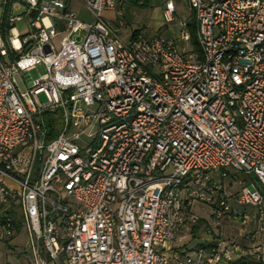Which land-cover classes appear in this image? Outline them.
<instances>
[{"label": "built area", "instance_id": "2783aa9c", "mask_svg": "<svg viewBox=\"0 0 264 264\" xmlns=\"http://www.w3.org/2000/svg\"><path fill=\"white\" fill-rule=\"evenodd\" d=\"M78 1L91 21L68 0H0V237L21 217L33 264H264V0H187L188 52L125 40L104 14L126 27L122 0ZM200 223L209 239L174 250Z\"/></svg>", "mask_w": 264, "mask_h": 264}, {"label": "rangeland", "instance_id": "374dc122", "mask_svg": "<svg viewBox=\"0 0 264 264\" xmlns=\"http://www.w3.org/2000/svg\"><path fill=\"white\" fill-rule=\"evenodd\" d=\"M169 0H150L147 6L143 5L141 0L138 5L124 4L126 10V17L128 26L131 27L130 30L144 29L151 34H164L171 36L175 39L184 52H188L196 47L191 42H184L180 38L181 25L180 21L185 19L189 20L194 16L191 8L189 7L187 0H172L175 4V13L171 21L165 19V8L164 6ZM83 3L78 0H72V6L76 9L80 18L86 21L91 20L90 13L85 10L82 5ZM13 14L22 15L23 19L17 22V27L22 34L29 36L31 30L29 28V20L32 19L27 13L26 7L20 3L19 9H13ZM105 14V13H104ZM106 15V14H105ZM0 16L3 17V6H0ZM158 28V29H157ZM62 35H60L57 40V47H59L58 40ZM43 70L42 65L34 66L30 69L31 77H39L41 71ZM38 98L42 102L47 101L45 93H39ZM94 130V129H93ZM195 211L202 217L209 219V214L212 211V207L207 205L196 204ZM1 231V230H0ZM1 233V232H0ZM19 233L18 241L11 242ZM26 233V227L21 225L19 231L17 229L14 231V236L5 237L1 236L0 240V264H33L32 256L29 253L28 248L24 245V238ZM196 240L193 241V243ZM11 242V243H10ZM4 243V244H3ZM9 243V244H8ZM51 264V263H50Z\"/></svg>", "mask_w": 264, "mask_h": 264}, {"label": "crops", "instance_id": "0c3cea01", "mask_svg": "<svg viewBox=\"0 0 264 264\" xmlns=\"http://www.w3.org/2000/svg\"><path fill=\"white\" fill-rule=\"evenodd\" d=\"M68 2H69V6L72 8V9H74L75 11H76V9L72 6V0H68ZM124 4H125V2L122 0V7L124 8V11H125V17H126V10H125V7H124ZM83 5V7L85 8V10H87L88 11V9L84 6V4H82ZM1 6V5H0ZM5 11H4V9H3V13H4ZM77 12V11H76ZM89 12V11H88ZM90 13V12H89ZM106 15V17L109 19V21H110V23H111V25L114 27V28H116V29H118L119 30V33H120V35L125 39V40H129L130 41V39L133 37V35H134V33H136L137 31H139V30H143L145 33H146V36H147V38H149V39H152V38H155L156 36H158V35H164V34H151V33H149L148 31H146V30H144V29H138V30H130V28L131 27H129L128 26V23H127V17H126V27H124V28H121V29H119L118 27H117V23H116V21H115V14H114V12H112V11H110V12H106L105 13ZM90 15H91V13H90ZM1 19H2V16H0V21H1ZM82 19V18H81ZM91 19H92V15H91ZM83 20V19H82ZM84 21H86V20H84ZM91 21V20H90ZM158 29V28H157ZM17 31L18 32H20L19 31V29H18V27H17ZM21 33V32H20ZM55 40H57V38L55 39ZM58 43H59V40H58ZM60 44V43H59ZM58 44V45H59ZM5 182L8 184V185H10V186H12V187H15V185H13V183H9V181H7V180H5ZM15 223H17V224H20V226L21 225H23L24 227H25V225L23 224V220H22V218L21 217H19L17 220H16V222ZM201 224V223H200ZM202 225V224H201ZM201 225H200V227H199V230H198V232L196 233V234H194L195 232L193 231V228L192 227H189V226H185V227H183L182 229H181V231H180V241H178L174 246H173V249L174 250H180V249H184V248H186V247H192L193 245H195L196 243H199V242H202V241H206V240H208L209 239V237H208V235H206L205 234V232H204V228L203 227H201ZM16 229V228H15ZM235 230V228H230V227H227V229H226V233L227 234H231L233 231ZM14 236V235H13ZM18 236H19V233L17 234V236L11 241V242H16L17 243V241H18ZM1 238V237H0ZM27 239H28V237H27V230H26V233H25V238H24V245L26 246V248H28V246H27ZM1 240V239H0ZM194 240H196L194 243H193V241ZM10 242V243H11ZM4 244V243H3ZM9 244V243H8ZM27 250H29V249H27ZM29 253H30V251H29ZM30 255H31V253H30Z\"/></svg>", "mask_w": 264, "mask_h": 264}, {"label": "trees", "instance_id": "16d2710c", "mask_svg": "<svg viewBox=\"0 0 264 264\" xmlns=\"http://www.w3.org/2000/svg\"><path fill=\"white\" fill-rule=\"evenodd\" d=\"M123 1L126 4H128V6H131V5L133 6V5H138L141 0H123ZM142 1H143V5L147 6L150 0H142ZM6 17H7V13L4 12L3 17L0 21V34L3 36L4 39H7L9 32H10V28H11ZM31 17H35V14L33 13ZM188 27L191 32V43L196 47L195 49L198 50L199 46L197 42V24H196L194 16H192L188 20ZM44 119H45L46 126L48 129L47 139L50 141L57 134L56 127H59L61 125V116L58 113L57 114L45 113ZM200 225L201 224H198L193 227V231L195 232L194 234L198 232ZM19 227H20V224L15 223V228L17 229V232L19 231ZM238 264H255V263L249 260L242 259Z\"/></svg>", "mask_w": 264, "mask_h": 264}, {"label": "bare ground", "instance_id": "6f19581e", "mask_svg": "<svg viewBox=\"0 0 264 264\" xmlns=\"http://www.w3.org/2000/svg\"><path fill=\"white\" fill-rule=\"evenodd\" d=\"M14 43H15V45H16V46H18V44H19V41H18V39H17V38H14Z\"/></svg>", "mask_w": 264, "mask_h": 264}]
</instances>
